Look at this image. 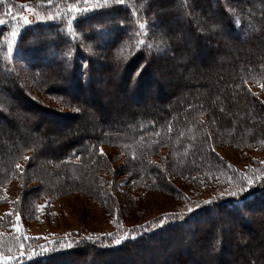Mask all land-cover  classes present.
Listing matches in <instances>:
<instances>
[{
  "label": "trees",
  "instance_id": "trees-1",
  "mask_svg": "<svg viewBox=\"0 0 264 264\" xmlns=\"http://www.w3.org/2000/svg\"><path fill=\"white\" fill-rule=\"evenodd\" d=\"M214 3L213 10L209 0H107L102 8L75 14L72 5L86 7L82 0H0V201L4 187L19 179L22 185L36 184L30 188L31 194L23 191L27 194L25 200L23 195L17 199L21 205H30L25 217L37 209L41 201L55 202L75 192L92 198L108 210H115L113 195L118 192L115 187L122 182L119 175L125 172L133 188L132 196L164 192L181 200L182 207L139 222L126 232L129 238L118 245L110 246L112 237L91 235L96 239H90L95 248L115 258L103 260L102 264H126L125 257H129L133 249L146 251L150 264H157L154 260L158 254L167 263L174 252L182 251L189 261L179 258L176 264L203 261L213 264L211 254L220 264H251L254 257L263 264L264 188L260 187H264V160L242 170L217 154L216 146L227 144L264 153V99L255 90L259 87L264 92V0H214ZM29 7L34 13L25 16ZM193 9L198 18L205 20L198 26L191 14ZM24 17L28 23L24 22ZM178 17L185 18L186 24H176ZM159 20L163 24L173 22L177 29L162 33L155 25ZM205 29L214 35L220 46L215 68L206 72L191 66L186 69L185 64L195 56L201 59L211 53L202 38L201 30ZM13 31L17 33L15 37L11 35ZM240 31H244V37L230 44V35ZM97 35L104 37L105 44L95 42ZM107 39L110 43H106ZM10 40L13 42L11 52ZM158 44L162 50L156 48ZM167 49L172 54L167 57L170 62L178 61L174 65L177 74L182 72L180 74L186 78L174 92L162 96V102L154 107L140 109L125 105L124 110L106 120L101 119L95 107L66 94V89L78 97L86 93L94 101L99 90L95 85V54L104 53L106 61L100 60L97 65L101 68L106 62L102 74L107 77L110 72L117 77V82H108L110 86L132 82L131 98L141 97L146 86L153 88L156 97L160 96L163 85L152 65L155 66L162 51ZM19 55L30 71L29 79L35 91L81 113L78 123L68 125L73 133L67 139L62 136L50 140L48 132H43L48 125L33 119L30 108L34 106L45 112L43 116L50 115L54 122L64 124L67 116L56 110L48 112L23 94L24 88L16 83L17 79L23 80L15 59ZM30 59L51 61L53 67L28 65ZM138 63L141 70L136 76ZM213 70L222 76L225 96L220 95L216 87L206 85ZM196 84L202 87L196 90L193 88ZM19 100L25 105L21 106ZM226 103L233 106L230 115L223 111ZM71 116L75 117V113ZM4 124H10L13 130H5ZM211 124L215 128H209ZM103 146L117 148L123 154L119 168L112 170L107 166V157L101 154ZM26 157L31 159L26 160ZM49 162L58 163L60 167L53 170ZM108 170H111L109 175ZM244 175L257 179L260 187L254 197L245 194L239 205L233 198L219 197L225 190H234L233 185L238 187ZM55 178L60 181L54 183ZM177 178L183 182H201L204 178L206 183L216 182L221 186L212 197L203 200L198 194L199 186L185 192L174 181ZM61 190L65 192L59 194ZM205 201L212 203L205 204ZM189 208L194 212H189ZM161 217L167 218L163 226ZM25 220L22 216L19 220L9 214L0 216V255L18 253L10 264H35L43 259L39 256L41 246L38 244L51 246L44 236L29 232ZM224 220L235 229L232 238L221 230L217 233L218 222ZM253 223H257L254 230ZM15 224L20 225L19 231L13 227ZM251 230L256 236L244 243L241 237ZM133 233L135 238H132ZM229 238L235 252L227 245ZM245 247L251 252L246 254ZM21 250H31L38 255L21 256ZM225 252L230 253L232 262L225 257ZM83 258L82 247L74 243L70 248L50 254L47 264H86Z\"/></svg>",
  "mask_w": 264,
  "mask_h": 264
},
{
  "label": "rangeland",
  "instance_id": "rangeland-1",
  "mask_svg": "<svg viewBox=\"0 0 264 264\" xmlns=\"http://www.w3.org/2000/svg\"><path fill=\"white\" fill-rule=\"evenodd\" d=\"M211 9H215L216 4L214 3V0H209ZM196 10V9H195ZM195 10H191L192 16L194 15V19L196 21V24L203 23L205 20L204 18L200 17L198 18L196 16ZM203 10L206 12L207 8L204 7ZM34 13V9L29 7L27 10V13L25 16H30ZM30 14V15H29ZM215 15V14H213ZM176 24L182 23L186 24L185 18L178 17L176 20ZM156 27L158 30L162 33L168 32L169 29H177V27L174 25L173 22H169L167 24H163L161 20L155 22ZM202 31V38H204L205 46L209 49V54H206V56H202L201 59H198L195 56V59L185 64L186 69H189L191 66L194 69H200L202 71H210L215 68L216 61L218 57L220 56V46L216 44L214 35L208 31V30H201ZM242 37H244V31H240L238 34H231L230 35V44L234 45L238 40H240ZM95 42L96 43H102L105 44V39L101 35L95 36ZM106 43H110V40H106ZM160 46V47H159ZM186 45L184 44V47ZM156 48H161V45L158 44ZM162 50V48L160 49ZM155 54V53H154ZM160 55V52L157 53ZM171 52L167 50L162 51V55L158 57L157 63H155V66L152 65V67L155 68L157 73L159 74V78L161 80V85H163L160 96H155V92L153 88L144 87L142 96L139 98H131V95L134 94L132 92L134 88V84L132 82L127 83L124 85H116L110 86L108 82L111 80L117 82V77L113 75V73L108 72L107 77L102 74L104 72L105 68L107 67L106 62H104L103 66L101 68H98V61L103 60L106 61V58L104 57V53H96L95 56L97 57L96 61L94 62V67L97 71H95L94 76L96 78L95 85L99 90L97 91V95L94 97V101L91 100V97L88 96L86 93L81 96H76L72 90L66 89V94L71 98H78L80 99L84 105H88L90 107H95L98 109V112L101 115L102 118H106V120H110V116H113L114 114H118L122 110H124L125 105H129L131 107L136 108H150L154 107L157 104L161 103L162 96L170 95L167 94L168 92H174L177 88V86L181 85L186 78L185 75H181L182 72L178 71L174 66L177 64L176 61L170 62V60L167 58L171 56ZM156 56V55H155ZM27 57V56H26ZM17 62L18 71L21 72L23 76V80L17 79L16 83L17 85H21L22 88H24L23 94L30 96L32 100L36 103V105L43 107L48 112H54L55 110L61 115L67 116L64 119V124L61 122H54L51 120L48 116H43V111L38 109V107L34 106L31 107L30 110L32 111L31 114L33 116L34 120L43 121L44 124H47V127H44L43 132H48L49 139H55L57 140L60 137H64L67 139L72 135V131L68 129V125L72 123H78V120L81 117V113L76 110H72L71 108L64 107L60 104H58L54 100H50L52 98L48 97L46 94L44 95L39 90L35 91L33 88V84L31 83V80L29 79L30 71L26 69L25 66V60L22 58V56L15 57ZM34 63H37L35 65H40L42 67H53L51 65V61H44L41 59L32 60L30 59V62L28 65H34ZM140 66V64H136L135 68L137 69ZM218 69V66H217ZM214 72V70H213ZM121 73V72H120ZM181 73V74H180ZM8 74L5 72L4 76L7 77ZM9 80H11L9 78ZM222 82V76L220 75V72H214L211 75V80H208L206 82L207 86H210L212 89L213 87H216L218 93L220 95L225 96V88L221 85ZM118 84V83H117ZM221 85V87H219ZM202 86H198V84L194 85V89L199 90ZM12 88V87H11ZM36 88V87H35ZM228 89V87H227ZM13 90V88H12ZM34 90V91H33ZM231 90V89H230ZM255 90L259 93L261 98L264 99V92L259 88L256 87ZM50 98V99H49ZM157 98V99H156ZM160 98V99H159ZM247 98V97H246ZM232 99H235L232 97ZM238 100V99H237ZM12 102L14 103L15 100L12 99ZM21 106L25 105L22 100L18 101ZM100 103V104H99ZM225 103V101H224ZM113 104V105H112ZM252 105V104H251ZM26 107V106H24ZM251 108L255 110V107L252 105ZM231 110H233V106L231 105H225V108L223 111H226L228 115L231 114ZM75 113V117H72L71 114ZM109 114V116H102V114ZM80 115V117H77ZM231 117V116H229ZM73 118V119H72ZM47 119V120H46ZM54 123H53V122ZM51 122V123H50ZM3 125V124H2ZM215 128L214 124L209 125V128L211 127ZM4 128L6 129H12L13 127L8 124H4ZM78 128V127H77ZM79 129V128H78ZM206 129V128H205ZM61 134V135H58ZM103 155L106 156L107 166H110L112 170H115L116 168H119L123 164L124 157L123 154L114 147L109 146H103ZM216 152L219 154L222 158L229 161L230 164L234 165L235 167L241 168L242 170H245L246 168H252L256 166L258 163H261L264 160V153H261L257 150H241L236 149L235 147L229 146L227 144H219L216 146ZM44 164V162H42ZM58 163H48L49 167L53 170H57L60 165H57ZM245 168V169H244ZM111 171V170H110ZM107 175H109V172ZM60 173V172H59ZM62 174V173H61ZM63 175V174H62ZM104 175V172L102 173ZM58 176V175H57ZM64 176V175H63ZM109 177V176H108ZM127 177H129L125 172H123L121 175H119V179H121L122 182L119 183L118 186L115 187L116 195H113L114 205L117 207V209L108 210L105 207L100 206L96 201H94L92 198L80 194V193H70L65 197L61 198L59 197L55 202H51L49 200L41 201L38 205L37 209H35L33 212L29 213L28 216L25 217L26 213L25 210L29 208L28 205H21L18 202V198L24 196V200L27 196L26 193L31 194L30 188H32L33 185H36L35 183H31L27 185H22L19 181V179L10 181L5 187H4V197L0 201V216L4 214H9L10 216H19L23 217L26 220L27 230L31 233L37 234L39 236H44L47 240H70L74 243H77L80 245L83 249L84 258L86 261V264H93V262L96 264H102L103 260H107L111 257V259H115L114 257L110 255H105L103 252H100V249L94 247V243L90 242L91 240L86 239V237H91V235L96 234H102L100 238L108 237V233L113 234L110 240V246L114 244V240L121 238L124 234H126L127 231H129L132 227L139 224V222L146 220L147 218H150L151 216H154L156 214L166 212V211H175L178 210V208L182 207V201L179 200L176 196L164 193V192H147L142 193V195L135 194L132 196V186H129L130 180L128 181ZM173 178V176H172ZM57 179V180H56ZM174 179V178H173ZM202 178L201 182L193 180L191 182L182 181L181 178H177L174 180L178 185L182 186L181 189L185 192H190L191 187L197 188L199 186V193L201 197L204 199H208L212 197L214 194L217 193L219 190L218 188L221 186L220 183L216 182H210L206 183L205 179ZM54 183H57V181H60V178H55ZM53 184V183H52ZM54 185V184H53ZM26 190V193L23 192ZM67 190V189H66ZM65 190H61L59 194L64 193ZM139 195V196H138ZM200 195L198 198L200 199ZM122 200L124 202L122 203ZM202 200V199H200ZM49 201V202H48ZM22 202V201H21ZM44 206L41 208V206ZM264 211V209H261ZM117 212V214L115 213ZM226 220H224L225 222ZM218 222V230L217 233H219V230H221L224 235L228 234L231 237V234H234L235 229L232 230L230 224H226V222ZM205 224L204 222H201ZM124 224V225H123ZM209 225V224H207ZM253 230L254 228H257V223H253ZM23 229V228H22ZM124 229V230H123ZM24 230V229H23ZM238 230V229H237ZM243 233H246L243 231ZM256 236V232L254 231H247V235H243L241 238L244 241L251 240ZM189 238V236H187ZM220 238V236H218ZM238 237V236H237ZM227 240V245L232 247V240ZM92 240H96L94 238H91ZM221 239V238H220ZM240 239V238H239ZM191 242V238H189ZM226 241V240H225ZM216 243V242H215ZM219 243V242H218ZM177 242H175V245ZM40 246V244H38ZM59 245V244H57ZM118 245V244H114ZM177 246V245H176ZM192 249H195V246L192 247ZM209 249V248H208ZM232 252L236 251V248L230 249ZM244 250H246V254L251 252L250 248L245 247ZM106 251V249H105ZM12 255H0V264H10L12 260H9L5 262L3 257L6 256H12V257H18V253ZM28 253V256H31L32 251L26 252L25 250H21L19 255L23 256ZM34 253V252H33ZM165 253V251H164ZM123 254V253H122ZM115 255V254H114ZM121 255V253H120ZM40 256V255H39ZM146 254V251L144 252L142 249H133L132 253L127 258L126 264H150V259H148ZM160 254L156 257L154 260L157 264H176V259H184L187 258L185 252H174L171 255V258L169 261L167 260V263L163 262L161 260ZM212 258L213 264H220L218 259L210 255ZM228 257V259L232 262L233 260L230 258V253L225 252V257ZM130 257L132 258L129 263ZM254 257V256H253ZM82 258V257H81ZM111 259H109L111 261ZM206 259V258H205ZM252 259V258H251ZM255 260L252 259L251 264H260V260L254 257ZM189 261V260H188ZM152 263V262H151ZM201 264H205L204 261ZM264 264V263H263Z\"/></svg>",
  "mask_w": 264,
  "mask_h": 264
},
{
  "label": "snow or ice",
  "instance_id": "snow-or-ice-1",
  "mask_svg": "<svg viewBox=\"0 0 264 264\" xmlns=\"http://www.w3.org/2000/svg\"><path fill=\"white\" fill-rule=\"evenodd\" d=\"M82 2L86 5V7L81 8L78 7L76 5H72V11L75 14H79V13H83V12H90L96 8H102L106 5L107 0H104V3H101L100 0H82ZM117 2H119V0H117ZM24 22L28 23L29 21L27 20V17H24ZM71 23V22H70ZM141 28L144 27L143 24L140 25ZM12 37H15L17 35V33L15 31H13L11 33ZM12 41H9L8 47H9V51L11 52L12 50ZM143 67V65H141V68ZM140 68L137 69L135 75L138 76L140 73ZM101 154H103V149H101ZM27 159H31L29 157L25 158ZM20 165H17V168H20ZM264 179V178H262ZM234 190L232 189H228L225 190L224 192L219 193V197L221 198H233L236 202L237 205H239L241 202V197H244L245 194H248V196L250 197H254L256 195V189L258 187H260L257 183V179L255 176L249 177L247 175L243 176V179L239 182V186L236 187L235 185H233ZM260 188H264V187H260ZM212 201H205V204H211ZM44 206L42 205L41 208H43ZM197 208H201V205H197ZM189 212H194L193 208H189L188 209ZM17 220H19V216H17ZM167 222V218L166 217H161L160 218V225L163 226L165 223ZM13 227L16 228L17 231H19L20 225L19 224H15L13 225ZM109 237H111L113 234L108 233L106 234ZM129 236L126 233L123 237H121L120 239H116L114 240V244H120L122 240H126L128 239ZM132 238H135V233L132 234ZM86 239H91V237H86ZM49 245L51 246H41L40 249V253L39 255H41L43 257L42 260L36 261L35 264H47V260L49 258L50 254H54V253H58L60 251H62L65 248H70L73 246V242L70 240H60V241H49L48 242ZM59 244V248L56 247V245ZM21 247H23V245H21ZM47 254V255H45ZM32 255H38L37 253H32ZM3 259L5 260V262L14 259V257L12 256H6L3 257Z\"/></svg>",
  "mask_w": 264,
  "mask_h": 264
}]
</instances>
